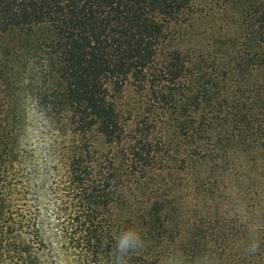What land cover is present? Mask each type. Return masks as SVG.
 Instances as JSON below:
<instances>
[{
  "label": "trees",
  "instance_id": "obj_1",
  "mask_svg": "<svg viewBox=\"0 0 264 264\" xmlns=\"http://www.w3.org/2000/svg\"><path fill=\"white\" fill-rule=\"evenodd\" d=\"M258 170L264 0H0V264H264Z\"/></svg>",
  "mask_w": 264,
  "mask_h": 264
},
{
  "label": "rangeland",
  "instance_id": "obj_2",
  "mask_svg": "<svg viewBox=\"0 0 264 264\" xmlns=\"http://www.w3.org/2000/svg\"><path fill=\"white\" fill-rule=\"evenodd\" d=\"M258 168L259 166L257 169ZM245 179L249 182V185L244 190L245 193H243V195L237 193L233 194L230 198L232 203L227 202L226 206L221 207L218 210V214L221 216L219 227H224L222 230L227 234L228 240L222 241L217 235L211 234L210 231L208 232L206 241L210 240V242L213 243V246H217L216 253H222V251L219 250V244L216 243V241H218L222 247L223 243H227L228 249L231 248L233 246L230 244L231 241H237L240 237V233H236V229L242 226L244 227L243 229L245 232H248L254 221L252 214L262 213L259 206L261 205V200L263 198V192L260 188L264 185V172L258 170L255 174L247 175ZM51 201V197L47 198V204H51ZM206 210L213 211L209 206L206 207Z\"/></svg>",
  "mask_w": 264,
  "mask_h": 264
},
{
  "label": "clouds",
  "instance_id": "obj_3",
  "mask_svg": "<svg viewBox=\"0 0 264 264\" xmlns=\"http://www.w3.org/2000/svg\"><path fill=\"white\" fill-rule=\"evenodd\" d=\"M142 247L143 238L138 230L130 227L120 231L114 238L112 264H125L126 257ZM167 264H182V261L173 257Z\"/></svg>",
  "mask_w": 264,
  "mask_h": 264
}]
</instances>
